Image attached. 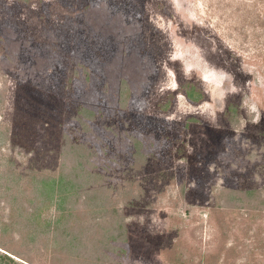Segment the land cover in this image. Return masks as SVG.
Segmentation results:
<instances>
[{
	"label": "rangeland",
	"instance_id": "obj_1",
	"mask_svg": "<svg viewBox=\"0 0 264 264\" xmlns=\"http://www.w3.org/2000/svg\"><path fill=\"white\" fill-rule=\"evenodd\" d=\"M0 253L264 264V0H0Z\"/></svg>",
	"mask_w": 264,
	"mask_h": 264
},
{
	"label": "trees",
	"instance_id": "obj_2",
	"mask_svg": "<svg viewBox=\"0 0 264 264\" xmlns=\"http://www.w3.org/2000/svg\"><path fill=\"white\" fill-rule=\"evenodd\" d=\"M14 258H12L10 255L5 254V253H0V264H15Z\"/></svg>",
	"mask_w": 264,
	"mask_h": 264
}]
</instances>
